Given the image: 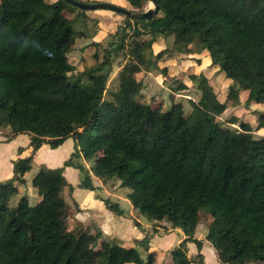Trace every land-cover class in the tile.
<instances>
[{
    "label": "trees",
    "instance_id": "1",
    "mask_svg": "<svg viewBox=\"0 0 264 264\" xmlns=\"http://www.w3.org/2000/svg\"><path fill=\"white\" fill-rule=\"evenodd\" d=\"M145 2L126 0L125 7L142 11ZM154 2L150 19L118 13L121 20L106 33L105 45L95 40L80 47L72 65L67 54L76 34L62 14L67 3L0 0V130L6 139L16 134L29 139L11 160V176L0 180V264H93L92 247L105 238L98 229L68 228L76 208L62 197L65 188L72 189L62 174L66 166L81 173L79 188L95 190L92 176L102 184L112 179L129 189L126 198L139 214L177 228L182 237L167 253L169 264H204L201 240L194 237L200 211L213 214L203 239L219 264H264V137L249 140L246 133H236L233 116L217 119L226 105L202 70L186 69L200 92L196 101L188 98L187 112L179 101L161 110L159 100H142L134 77L143 66L174 73L172 52L152 51L153 44L171 37L178 51L195 42L207 53L210 68L230 81L227 99L236 101L250 87L254 99L264 103V0ZM77 14L90 19L84 10ZM116 57L122 61L116 85L107 90ZM199 63L195 59L185 66L192 70ZM66 109L70 118L58 124ZM256 118L264 125V110ZM38 126L55 136L37 134ZM238 126L250 129L245 122ZM67 138L73 149L62 164H38L30 179L40 204L26 205L14 183L24 184L22 175L40 145L53 149ZM237 141L247 146H234ZM96 197L112 214L122 215L116 201ZM212 198L219 203L211 204ZM12 202L31 219L33 234H23ZM148 240L133 241L144 251L142 258L134 247L106 239L101 264H153L157 250H149ZM189 242L196 249L191 256Z\"/></svg>",
    "mask_w": 264,
    "mask_h": 264
},
{
    "label": "rangeland",
    "instance_id": "2",
    "mask_svg": "<svg viewBox=\"0 0 264 264\" xmlns=\"http://www.w3.org/2000/svg\"><path fill=\"white\" fill-rule=\"evenodd\" d=\"M45 1L50 2L53 0H45ZM122 2L125 4V0H122ZM148 5H150V1L146 0L145 7L143 8V10H145ZM85 12L86 15L90 17L89 21L86 22L85 20H82L80 17L77 16L78 9L76 7H73L68 4L62 11V14L64 15L65 18L72 20L71 22L72 30L73 32H75L77 36V38L74 39V43L67 54L68 61L72 65L74 64V62H76V60L79 57L78 55H79L80 47L88 43L90 39L93 40L92 37L97 32V28H100L101 30L111 29L113 26L115 27L116 23H118L121 20V16L118 13L108 9L85 10ZM91 19H95L98 21L97 23H95ZM78 34H83L84 36L89 38L86 39L83 37H78ZM94 39L99 41V44L101 46H104L106 41L108 40V37L106 36V33H104L101 36L94 37ZM160 49H165L164 54L167 53V50L172 52L174 60L171 63L175 67L174 73L163 74L158 69H153V68L147 69L145 66H143L141 70L138 73H136L134 76L135 79L140 82L141 85L140 98L142 100L145 101L159 100L160 101L159 105L161 110L167 108L171 100L179 101L182 104L184 111L187 112L190 109V106L188 104V98L196 101L200 96V92L196 88V82L191 81L188 78V70L194 72H197L198 70H202L206 75V77L208 78V81L212 86L214 92L216 93L217 99L223 101L226 105L225 110L217 119L219 121H222L224 115H228L231 117L233 116L234 118H236V122L232 125V128L237 131L236 133H246L248 135L249 140H254L264 137V125H258L256 118L258 113L264 110V103L262 101H256L254 99V97L252 96V92L249 89L250 87L242 89L237 96V100L231 101L230 99L226 98L227 87L230 84V81L225 77H223L221 73L217 72L215 67L210 68L207 53L203 49H201V47L197 45V43L195 42L191 43L188 46L187 51L181 52L173 47L172 38L168 37L166 39L160 40L159 45H154V44L152 45V51L154 53H156ZM195 59H199L200 61L199 65L196 68H193L191 70L190 67L185 66L187 64H190V61H194ZM121 62L122 61L120 57H116L112 60L111 70L105 85L107 90H113L115 88L116 83H115L114 75L117 69L120 67ZM178 83H182L184 85V88L176 89L175 86ZM170 96L172 97V99H170ZM70 115H71V110L69 109L64 110L59 115L58 124H64V122L68 121ZM239 122L247 123L250 129L246 132H243L241 129H239L238 126ZM35 132L39 135L49 136L51 138L55 136L52 134L46 135L47 130L44 129V126H38ZM234 146H239L240 148L244 149L247 146V143L237 141L234 143ZM81 162L85 167H88L90 165L89 162L82 160ZM36 168H37V164H32L30 170L26 171L25 174H23L22 176L24 179H26L28 185L27 187H31L30 179L32 175L35 173ZM81 176H82L81 173L78 172V178H80ZM4 179H0V180H4ZM104 186H106L108 190L100 189V191H98L101 192V194L104 197H108L110 200L118 202L120 207L124 204L122 200L127 201L129 203V201L126 199V194L129 192L128 188L117 187L116 182L112 179L107 180ZM110 188H112V190H110ZM12 203L13 206H15V209L12 210V216L15 220L21 222L23 234L26 236L33 234L34 232L32 228L33 225L31 219L27 215L24 216L20 212V210L16 208L15 202ZM212 203L213 204L219 203V200L216 198H212L211 204ZM25 204L28 205L26 202ZM35 204L39 205L40 200H38ZM134 214L137 215V220L141 223L143 227L146 228V231L150 232L151 236L158 231L161 234L160 237L162 236L165 237V242L167 244L170 243L172 244L171 247H168V249H171L177 244L178 239H180L181 237V233L179 231H174L169 235H165L166 228H164V226L158 222V221H163L164 223L168 224L165 220H156L157 222L151 223V220H148L145 216L139 214L136 209L134 210ZM212 220H213V214L211 212L205 213L200 211L195 233H196V237L202 239L203 242H204L203 236L206 232L207 226L211 223ZM143 236H148V235L147 233H145L143 234ZM121 245L124 247L132 246L136 250H138L142 258L145 256V253L140 252L141 247L139 246L130 243H122ZM92 248L95 251L92 255L93 264H101L102 259L104 258L106 244L104 242H99V243L97 242L94 244ZM207 252L208 251H205V253ZM187 254H188V249H187ZM209 263L210 262L207 261L206 264Z\"/></svg>",
    "mask_w": 264,
    "mask_h": 264
},
{
    "label": "crops",
    "instance_id": "3",
    "mask_svg": "<svg viewBox=\"0 0 264 264\" xmlns=\"http://www.w3.org/2000/svg\"><path fill=\"white\" fill-rule=\"evenodd\" d=\"M87 1H106L122 7L126 6L127 4L126 0H125V4L122 2V0H87ZM69 20L72 22L71 19ZM92 20L95 23H97L98 21L95 19ZM113 28L114 26L111 29H107V30L106 29L101 30L100 28H97V32L92 37L93 40L90 39L89 42L95 41L94 37L101 36L102 34L112 30ZM78 37H83L86 39L89 38L84 36L83 34H78ZM75 38H77V36ZM154 45H159V43ZM28 142L29 139L27 134H16L12 138L6 139L5 131L0 130V179L9 178L11 176V160H13L16 157L18 153L17 148L26 147ZM72 147H73V142L71 138L65 139L59 146L53 149L49 148L46 144H42L35 151L32 158V164H37L38 166V164L42 163L50 168L58 167L69 156V154L73 149ZM62 174L66 179V181L72 186L70 193H68L67 188L63 190L62 192L63 199H65L66 203L70 206H72L74 203L73 208H76V211L74 213H71L69 216L68 228H71L79 224L83 227L84 230H87L91 233L95 229H98L102 234L101 236L105 238L102 240V242H104L105 244H106V239H115L121 244L122 243L134 244L133 242L134 240L142 238L143 234L147 233L149 237L148 240L149 250L151 249L157 250L156 260L154 261L153 264H159L163 257L166 259L164 260L165 262L164 264H169L167 259V253L170 250L168 249V247H171L172 244L171 243L167 244L165 242V237L163 236L160 237L161 234L158 231L151 236L150 232L146 231V228L143 227L141 223L137 220V215L134 214L135 209L132 207L130 202L128 203L127 201L122 200L124 203L121 206L123 213L120 216H116L107 209H105L102 201L96 197L98 196L104 198L101 192L98 191H100V189L108 190V188L104 186L105 183L102 184L98 179L92 176L91 181L92 184L95 186V190L91 191L78 187L80 178H78V171L76 169L66 166L64 167ZM14 186L19 195L22 194L26 196V203L28 204V206L30 205L35 206L36 205L35 203L38 200H40V198L36 195L35 189L32 186L27 187L28 185L26 179H24V184L14 183ZM110 190H112V188H110ZM133 219L137 221L138 223L137 225L133 224L132 222ZM152 222H157V221L153 220L151 221V223ZM158 222L161 225H163L164 228H166L165 235H169L174 231H179L177 228H169V225L164 223L163 221H158ZM195 230H194V237H196ZM196 238L200 239L199 237ZM180 239H178V241ZM200 240L202 243L200 253L203 256L204 264H206L207 261L210 262L209 264H217L218 262L208 242L204 239H203L204 242L202 241V239ZM186 245L188 249V254H190L189 256L193 255L196 252L194 244L189 242ZM205 251L208 252L205 253ZM140 252L144 253L142 249H140ZM125 264H132V263H125Z\"/></svg>",
    "mask_w": 264,
    "mask_h": 264
},
{
    "label": "water",
    "instance_id": "4",
    "mask_svg": "<svg viewBox=\"0 0 264 264\" xmlns=\"http://www.w3.org/2000/svg\"><path fill=\"white\" fill-rule=\"evenodd\" d=\"M65 3L76 7L80 10H93V9H108L116 13H120L129 18H138V19H150L154 16L157 5L154 0H149L150 5L147 6L145 10L137 11L134 9L122 7L109 3L106 1H78V0H63Z\"/></svg>",
    "mask_w": 264,
    "mask_h": 264
}]
</instances>
